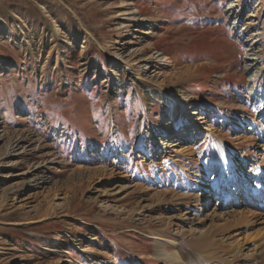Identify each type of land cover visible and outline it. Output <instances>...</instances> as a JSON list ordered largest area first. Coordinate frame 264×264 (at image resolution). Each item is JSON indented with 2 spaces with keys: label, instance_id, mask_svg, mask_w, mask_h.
<instances>
[{
  "label": "rangeland",
  "instance_id": "obj_1",
  "mask_svg": "<svg viewBox=\"0 0 264 264\" xmlns=\"http://www.w3.org/2000/svg\"><path fill=\"white\" fill-rule=\"evenodd\" d=\"M263 110L264 0H0V264H264Z\"/></svg>",
  "mask_w": 264,
  "mask_h": 264
},
{
  "label": "bare ground",
  "instance_id": "obj_2",
  "mask_svg": "<svg viewBox=\"0 0 264 264\" xmlns=\"http://www.w3.org/2000/svg\"><path fill=\"white\" fill-rule=\"evenodd\" d=\"M247 61L248 62H250V64H248V70L249 69H251V68H254L256 65L254 64L255 62H253V60L252 59H247ZM180 110H182V108L180 109ZM264 111V110H263ZM200 120V119H199ZM263 121V120H262ZM264 122V121H263ZM201 122H198V124H197V127H196V129L195 130H192L191 132H190V134L188 133V136L187 137H190L191 139L193 138V139H196V138H198V137H200V135L202 134L201 132V128H200V130L198 129V127H201ZM222 149V148H221ZM221 149H219L220 150V155L223 157V160H225L226 161V163H227V165H228V168H229V170L231 171L230 173H232V174H234V176L232 175V178H231V180H230V185H231V183H235V181L233 180V179H235V175H237V174H235L236 172L233 170L234 168H235V166H234V163H233V161H232V158H230V157H227V156H225V155H222V150ZM225 154H226V152H225ZM242 173H243V170L241 169V171H240V174L242 175ZM241 177V176H240ZM242 182V181H241ZM240 182V183H241ZM255 182H258L259 184H264V179H263V177H261V176H259V178H258V180H256ZM252 184V183H251ZM252 185H254V183L252 184ZM256 185V184H255ZM231 187H233V185H231L230 187H229V185L226 187V190L228 191V190H231V189H233V190H236L235 188H231ZM244 188H242V185H241V190L242 191H244L243 193H242V196H247V197H245V198H247V200L246 201H248V199L250 198V197H248V195L247 194H249L250 192H249V189H247L245 186H243ZM231 188V189H230ZM255 188H256V186H255ZM216 190H218L217 191V193H216V195H217V198H220L221 197V194H222V189H217L216 188ZM215 191V190H214ZM232 195L235 197V195H236V193H232ZM260 198H264L263 196H259ZM205 198V197H204ZM216 198V197H215ZM208 199H210V198H208V197H206L203 201L204 202H208V203H210V201L208 200ZM211 200V199H210ZM244 200V198H242L241 199V201H245ZM250 200H252V199H250ZM257 201V200H256ZM214 202V201H213ZM213 202H211V204L209 205V206H206L205 208L207 209V211L209 210V209H211V206H213V208L211 209L212 210V213L210 214L211 215V217H210V215L208 214V216H206V217H202L203 216V214H204V212H206V209L204 208V209H195L194 210V212L195 213H193V216L192 217H194V218H192L191 220L194 222V221H198V219L200 220L198 223L199 224H201L203 221H206V220H211V221H213L214 220V222H215V219H220L221 220V218H223L224 216H226V218H230V220H233V221H235L234 219L237 217V216H241L243 213H244V211H247L248 213L247 214H250V213H252L251 211H250V209H246V208H243L242 206H244L245 204H242L241 205V207L239 208V209H236V210H233V208H234V206L236 205V203H234V206L233 207H231V209L232 210H230L229 209V207H228V209H226V207L228 206L227 204H225L224 202H221V203H217V202H215V203H213ZM257 205V204H256ZM260 205V204H259ZM255 206V205H254ZM218 210L221 212V213H219L218 212ZM256 211V210H255ZM254 211V212H255ZM254 215V214H253ZM259 215V214H258ZM249 216V215H248ZM252 216V215H251ZM253 219V218H252ZM225 220V219H224ZM228 220V219H227ZM213 223V222H212ZM236 224V223H235ZM234 225V223H232V226ZM242 226V225H241ZM207 229H205V230H202V233L200 234V236H198L199 237V239L197 238V240L196 241H205V240H207V238H208V236H209V234H210V228L209 227H206ZM201 232V231H200ZM173 244V242H171V245ZM205 249V248H204ZM156 255L158 256V257H161V256H163V257H165L166 259L167 258H169L170 256H171V254L170 253H168L167 252V250H166V248H164L163 249V246L160 248V249H158V250H156ZM170 259H171V257H170ZM169 259V260H170ZM179 259V256H177V258H176V260H178ZM175 260V259H174ZM179 261V260H178ZM177 261V262H178Z\"/></svg>",
  "mask_w": 264,
  "mask_h": 264
}]
</instances>
